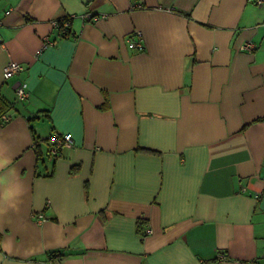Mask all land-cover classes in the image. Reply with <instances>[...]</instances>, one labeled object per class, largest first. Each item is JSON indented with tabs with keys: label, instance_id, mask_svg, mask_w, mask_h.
<instances>
[{
	"label": "crops",
	"instance_id": "obj_1",
	"mask_svg": "<svg viewBox=\"0 0 264 264\" xmlns=\"http://www.w3.org/2000/svg\"><path fill=\"white\" fill-rule=\"evenodd\" d=\"M263 21L255 0H0V264H264Z\"/></svg>",
	"mask_w": 264,
	"mask_h": 264
},
{
	"label": "built area",
	"instance_id": "obj_2",
	"mask_svg": "<svg viewBox=\"0 0 264 264\" xmlns=\"http://www.w3.org/2000/svg\"><path fill=\"white\" fill-rule=\"evenodd\" d=\"M255 2L257 4L261 5L264 2V0H255ZM8 12H9V10H6L4 13L6 14ZM86 18L89 19V18H91V16L87 15ZM263 23H264V21H263ZM52 24L56 25L57 21L53 20ZM67 24H68V20L65 21L64 25H67ZM135 33H136V37H138V39L136 41H134L132 39V37H130L128 39L129 45H131L133 47L140 48L141 47L140 32L136 31ZM52 42L53 41L46 40L43 44L46 45V44L52 43ZM243 48H245L247 50H251L253 48V44L250 41H247V42H245V44H243ZM20 70H21V65L18 62L13 61V60H9L5 64V66L3 67V76H4V78H9L12 75L16 74L17 72H19ZM14 90H15V94H16L17 98H19V99H23L27 95V92L25 91V88L18 81L14 83ZM2 118L4 120H6L7 116L3 115ZM48 139H49V143H50V146H49V154L50 155L56 154L60 147H62V146H70L72 144L71 134L69 132L62 133V134L54 133V134H51ZM35 215L41 220L44 219V216L42 214H40V213L35 214ZM149 232H150V229L148 227H146L142 234H146V233H149ZM219 259L222 260L223 256L219 255ZM242 264H253V263L252 262H245V263H242Z\"/></svg>",
	"mask_w": 264,
	"mask_h": 264
},
{
	"label": "clouds",
	"instance_id": "obj_3",
	"mask_svg": "<svg viewBox=\"0 0 264 264\" xmlns=\"http://www.w3.org/2000/svg\"><path fill=\"white\" fill-rule=\"evenodd\" d=\"M5 163V161L3 159H0V164ZM0 183H4V178L0 177ZM17 190L16 189H12V188H5L4 191L2 193H0V195H2L5 199L12 197L14 195H16Z\"/></svg>",
	"mask_w": 264,
	"mask_h": 264
},
{
	"label": "trees",
	"instance_id": "obj_4",
	"mask_svg": "<svg viewBox=\"0 0 264 264\" xmlns=\"http://www.w3.org/2000/svg\"><path fill=\"white\" fill-rule=\"evenodd\" d=\"M68 19H58L57 20V25L58 26H62L63 24H64V22L65 21H67ZM47 140H49V139H47ZM49 146H50V143L48 144V153H49ZM59 150V149H58ZM58 152V151H57ZM54 155H56V154H54ZM53 156V155H52ZM141 220H139V221H137V227L139 228V226H140V224H141V222H140ZM139 231L141 232V234L143 233V231H141L140 229H139Z\"/></svg>",
	"mask_w": 264,
	"mask_h": 264
}]
</instances>
